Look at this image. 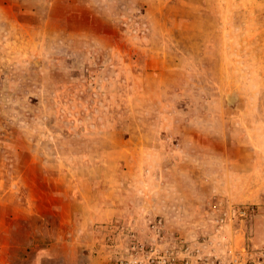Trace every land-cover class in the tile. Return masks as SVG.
Masks as SVG:
<instances>
[{"label": "rangeland", "instance_id": "obj_1", "mask_svg": "<svg viewBox=\"0 0 264 264\" xmlns=\"http://www.w3.org/2000/svg\"><path fill=\"white\" fill-rule=\"evenodd\" d=\"M0 264H264V0H0Z\"/></svg>", "mask_w": 264, "mask_h": 264}]
</instances>
